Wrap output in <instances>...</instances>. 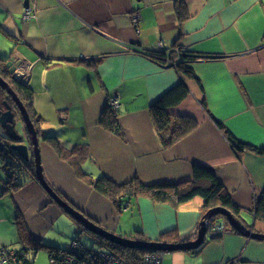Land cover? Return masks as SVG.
Returning a JSON list of instances; mask_svg holds the SVG:
<instances>
[{"label": "crops", "instance_id": "obj_1", "mask_svg": "<svg viewBox=\"0 0 264 264\" xmlns=\"http://www.w3.org/2000/svg\"><path fill=\"white\" fill-rule=\"evenodd\" d=\"M175 1L0 0V54L11 59L13 75L33 88L31 111L46 123H58L54 131L68 147L89 144L84 172L120 184L135 176L144 184L179 183L192 179L199 164L213 171L233 202L247 211L264 194V154L237 153L217 121L241 141L264 147V0H184L188 15L182 20ZM176 42L184 51L207 56L190 64L195 78L149 55L172 50ZM183 79L190 94L169 109L171 120L188 116L198 125L165 147L151 106ZM111 97H119L120 104L116 133L100 123ZM49 113L57 114L55 119ZM39 141L49 184L102 227L131 239H138V232L149 241L196 239L205 215L203 199L173 206L141 196L131 202L130 218L121 222L110 199L81 178L50 142ZM21 177L22 186L8 189L9 173L0 158V249L24 246L17 215L34 241L67 247L45 234L59 221L71 220L73 239L81 241L77 222L39 181L26 170ZM243 215L250 229L264 234V219L249 211ZM217 236L208 235L199 250L165 252L162 264H264L263 239L246 237L227 224Z\"/></svg>", "mask_w": 264, "mask_h": 264}, {"label": "trees", "instance_id": "obj_2", "mask_svg": "<svg viewBox=\"0 0 264 264\" xmlns=\"http://www.w3.org/2000/svg\"><path fill=\"white\" fill-rule=\"evenodd\" d=\"M175 4L176 12L178 15L177 17L179 18V20L185 19L188 15V11L184 0H176ZM149 55L164 65L170 64L168 66H178L177 68L180 69V71L185 75V78L188 76L195 78L196 74L193 68H191L190 64L198 58L207 57L198 56L195 54H191L190 52L184 51L181 45L179 46L177 42L174 44L172 50L165 51L163 49V51L160 50L157 52L150 53ZM176 55H179V60L175 58ZM214 57L220 58L222 57V55H217ZM7 62L8 58L0 54V76L11 85V87L16 91L20 99L26 105L30 117L33 120L35 128L38 132V137L43 138L47 142H50L57 151V153L61 156V158L66 160L75 169L78 175L81 176V178L85 179L97 192L103 194L108 199H110L114 204L117 213L125 210L127 211L130 207L132 200L137 199L141 196L148 197L155 203L170 204L173 206H180L181 204L187 203L195 198H201L203 199L204 214L210 208L217 206H223L225 208L230 209L237 217H239L245 212H248L242 209L241 207L237 206L233 202L230 193L226 190L224 184L220 181V179L216 176L213 171L199 164H195L193 168L192 179L179 183L144 184L137 176L133 177L130 181L121 184L116 183L105 176H101L95 179L91 174L86 173L83 170V164L85 160L89 159L91 154L89 144L84 142L77 143L72 147H68L65 142L61 141L57 137V132L47 133L42 126L44 118L38 113H36V111H31L30 109V104L32 103L34 98L33 88H31V86L29 85H23L17 82L12 77V74H10L9 69L7 68ZM189 94V86L183 79L177 85L173 86L162 96H160L157 101L151 106V114L155 127L165 147L173 146L175 143L182 140L188 133L193 131L198 125L197 120L188 116L176 117V122L174 124L171 120L172 115L169 113V109L171 107L181 104L189 96ZM10 98L11 96L7 93V91L0 86V104L3 107L1 109H4V106H6L5 103H3V100L12 103L10 102ZM11 100L13 101L12 98ZM109 100L103 109V113L100 118V123L106 129L116 133L119 131L118 110H114L110 106ZM217 123L219 127L225 132L231 146L237 153L240 154L244 150H248L258 154H264V147H257L241 141L222 122L217 121ZM26 134L27 136H23V134H21L24 138V141L26 140V137H29L28 132ZM13 143L14 141L7 137L5 133L3 135L0 134V158L4 169L8 170L9 173L8 189L10 190L16 189L23 185L25 179L22 178L21 175L23 174L24 170H26L30 175H32V177L37 181L34 159L25 161L23 158H21L14 150L11 149V145ZM16 160L20 161L21 164L16 165ZM18 180L21 181L17 182ZM47 183L49 184L48 181ZM50 186L52 187V185ZM53 190L55 189L53 188ZM253 213L259 219H264V194L259 199H256L254 207L252 209V214ZM218 220H223L227 225H229V222L222 215H217L216 217L211 219L210 224L213 225ZM16 221L19 232L21 234V243L24 245L21 246L19 250L17 249L18 256H20L19 264H34V262L31 260V255H29V250L33 249V247L35 250L39 248L47 249L49 252L50 260L54 256L56 260L59 261V264H78L76 261H68V259H66L67 257L72 256V253L70 251V245L61 248L58 246L50 245L41 240L34 241L28 234L24 232V220L19 215H17ZM243 223L247 225V223ZM77 225L81 228L83 232H86L91 235L96 240V242L100 244L99 248L104 246L111 249L113 252H115L117 255H119L121 258H123L130 264H143V258L145 254L151 252L142 249L123 247L99 235H96L93 232L88 231L79 222H77ZM231 228L235 232L237 231L233 227ZM170 236L173 235L168 234V236L166 237L168 238ZM135 237L139 240H145L139 232ZM216 237L218 236H215L214 238ZM74 240L76 239H73V241ZM173 241L175 240L162 242L174 243ZM208 241L209 239L207 237L205 244ZM86 248L89 250L92 249L88 247ZM92 250L95 249L93 248ZM61 253L66 254L64 255Z\"/></svg>", "mask_w": 264, "mask_h": 264}, {"label": "water", "instance_id": "obj_3", "mask_svg": "<svg viewBox=\"0 0 264 264\" xmlns=\"http://www.w3.org/2000/svg\"><path fill=\"white\" fill-rule=\"evenodd\" d=\"M27 5H28V1H26V6ZM11 63H12L11 60H9L6 63V65L10 73L13 75L15 70L11 68ZM13 78L17 82L23 85H27V81L23 80L21 77L19 78L17 76H13ZM0 86L7 91V93L11 96L13 101L17 104L30 139L28 143H24L23 136L16 129L15 115L12 112L11 105H9L7 101H5L6 110L5 111L0 110V126L5 131L7 137H9L14 141V143L11 145V149L14 150L25 161H29L31 158H34L37 180L47 191V193L52 198V200L56 204H58L63 209V211L71 215L77 222H79L88 231L93 232L96 235H99L113 243H116L126 248L142 249L146 251H163V252L199 250L200 247L204 244L205 239L207 238L208 224L210 220L216 217L217 215H222L226 218V220L229 222V225L231 227H233L235 230L245 235L246 237L264 240L263 233L254 232L253 229H250L248 227L249 226L248 220L243 214L237 217L230 209L225 208L223 206L210 208L205 213V215L203 216L200 222L198 235L196 239L190 242L168 243V242H160V241L131 239V238L119 236L109 231L108 229L102 227L98 223L94 222L83 211L75 208L63 197H61L47 183L43 171L44 169L41 163V155H40V147H39L40 141L38 137V132L35 128L33 120L30 117L29 111L26 105L24 104V102L20 99V97L16 93V91L1 76H0ZM247 211L252 213V209H248ZM243 222L247 223V225H245ZM215 236L217 235H210V238H214Z\"/></svg>", "mask_w": 264, "mask_h": 264}, {"label": "built area", "instance_id": "obj_4", "mask_svg": "<svg viewBox=\"0 0 264 264\" xmlns=\"http://www.w3.org/2000/svg\"><path fill=\"white\" fill-rule=\"evenodd\" d=\"M27 13H31L26 10ZM26 13V18L28 17ZM139 18L135 17V22H138ZM161 47H163L161 43ZM110 106L114 110H118L119 97H111L109 100ZM226 227L225 222L217 221L209 229V233L212 235L220 234ZM71 257L66 259L76 261L78 264H129L126 260L121 258L115 252L109 248L89 250L79 240H74L70 245ZM66 254V253H61ZM69 255V254H68ZM164 253L162 252H148L143 258V264H162ZM18 251L14 248H1L0 249V264H19ZM51 264H59V261L53 256L51 258Z\"/></svg>", "mask_w": 264, "mask_h": 264}, {"label": "rangeland", "instance_id": "obj_5", "mask_svg": "<svg viewBox=\"0 0 264 264\" xmlns=\"http://www.w3.org/2000/svg\"><path fill=\"white\" fill-rule=\"evenodd\" d=\"M55 115H57V114H53V113L50 114L49 113L48 116H50L51 118L55 119V117H54ZM64 117H65L64 115H61L62 119ZM57 124L58 123L49 120L48 123L43 122L42 126H45V128L50 129L51 130L50 132H54L55 133V132L58 131ZM21 125H23L22 128H20ZM17 128H18V132L20 134H23V136H27V134H26L27 130H26L25 124L22 121L17 125ZM54 130H57V131H54ZM0 131H3V128L1 126H0ZM26 139L28 140V142L30 141L29 137H26ZM95 174H96V176H94L95 179L101 177L98 173H95ZM132 202H134V200ZM131 209H132V204H130L129 210L122 211V212L118 213L119 216H120L121 222H125L127 219L130 218V216L132 214V212H131L132 210ZM135 217H137V215H135ZM94 222H96V221H94ZM59 223H60V226L58 224H56L54 227H52L49 230L45 229L47 231L46 234H45V236H46L45 238H47V239H55V238H57L59 241L66 242V243H68V245H71L72 242H73V236L72 235L74 234L75 229H76L74 221L71 220L70 222L68 221V222H63V223H61V221H59ZM132 227L134 228V225H132ZM78 237H80V240L82 241V243L88 248H92V249L93 248L94 249L98 248L99 250L106 248L104 246L99 248L100 244L98 242H96V240L91 235L87 234L86 232H83L81 229H80V232L78 233ZM76 238L77 237H75L74 239H76ZM126 238H128V237H126ZM30 252H31V260L34 262V264H51V261H50V258H49V252H48L47 249L39 248V249L35 250L34 247H33V249H31Z\"/></svg>", "mask_w": 264, "mask_h": 264}, {"label": "flooded vegetation", "instance_id": "obj_6", "mask_svg": "<svg viewBox=\"0 0 264 264\" xmlns=\"http://www.w3.org/2000/svg\"><path fill=\"white\" fill-rule=\"evenodd\" d=\"M11 60V59H10ZM10 72V71H9ZM11 74V73H10ZM13 76H16V75H12V77ZM5 101L6 100H3V103H5ZM8 102V101H7ZM10 102H12V103H9V105H11V109H12V112L14 113V115H15V120H16V129L18 130V128H17V125L22 121L23 123H24V121H23V119H22V116H21V112H20V110H19V108H18V106H17V104L14 102V101H12L11 100V98H10ZM6 105V104H5ZM1 108H3L2 107V105L0 104V110L1 111H5L6 110V106H4V109H1ZM23 125H21V127H22ZM4 131V130H3ZM4 133H5V131H4ZM211 224L209 223L208 224V228L210 229L211 228Z\"/></svg>", "mask_w": 264, "mask_h": 264}, {"label": "clouds", "instance_id": "obj_7", "mask_svg": "<svg viewBox=\"0 0 264 264\" xmlns=\"http://www.w3.org/2000/svg\"><path fill=\"white\" fill-rule=\"evenodd\" d=\"M219 221V220H218ZM224 222V221H223ZM210 223V222H209ZM208 235H212V234H210L209 233V228H208V233H207V237H208ZM78 240V239H77ZM81 242V241H80ZM107 248V247H106ZM151 252H157V251H151ZM161 252H163V251H161ZM163 253H165V252H163ZM30 255V254H29ZM130 264V263H129Z\"/></svg>", "mask_w": 264, "mask_h": 264}]
</instances>
